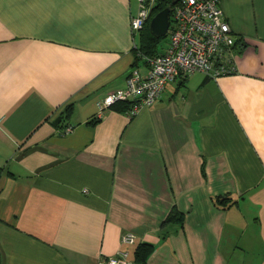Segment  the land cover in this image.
Here are the masks:
<instances>
[{
	"label": "crops",
	"instance_id": "1",
	"mask_svg": "<svg viewBox=\"0 0 264 264\" xmlns=\"http://www.w3.org/2000/svg\"><path fill=\"white\" fill-rule=\"evenodd\" d=\"M219 8L231 74L96 117L146 71L136 0H0V264L133 261L138 244L152 247L145 264H264V0ZM222 196L235 204L213 205ZM171 209L180 224H163Z\"/></svg>",
	"mask_w": 264,
	"mask_h": 264
},
{
	"label": "built area",
	"instance_id": "2",
	"mask_svg": "<svg viewBox=\"0 0 264 264\" xmlns=\"http://www.w3.org/2000/svg\"><path fill=\"white\" fill-rule=\"evenodd\" d=\"M153 0H136V11L129 19V32L134 39L148 16ZM220 0H178L168 25L165 50L152 58H141L146 71L139 74L131 69L120 89L106 94L97 104L96 117L116 103L130 102L126 115H133L139 107L151 105L167 83L192 74L209 79L233 72L231 61L225 59L233 45L229 28L222 18ZM139 57V55H136ZM71 127H64L63 134ZM134 237L123 234L122 245H132ZM104 264H139L128 259L125 250H118L106 258Z\"/></svg>",
	"mask_w": 264,
	"mask_h": 264
},
{
	"label": "trees",
	"instance_id": "3",
	"mask_svg": "<svg viewBox=\"0 0 264 264\" xmlns=\"http://www.w3.org/2000/svg\"><path fill=\"white\" fill-rule=\"evenodd\" d=\"M170 0H153L151 7L148 12V16L146 20L143 23V26L141 30L137 33L136 36V45L134 46V52L136 53V60H141V58H152L154 56H157L160 53V47L158 45L160 40L166 39L168 42V33H166L165 36L159 37L158 39L153 38L147 29V25L149 20L159 11L162 9L169 7V16H168V22L170 23V16H171V11L174 7L169 6ZM234 45H232L233 47ZM159 47V48H158ZM231 47V48H232ZM144 64V63H143ZM131 107L130 102H123V103H116L112 106H110L108 109L117 112V113H126L129 111ZM70 112V107H67L64 109L62 115L57 118L58 120L55 121L56 126L58 125L61 120L64 118L66 119L67 116L69 115ZM97 122V120H91L87 124L88 125H94ZM63 129V128H62ZM2 173V170L0 169V175ZM213 205L218 206L220 208H228L232 205L235 204V201H232L226 196L222 197H214L211 199ZM182 216L180 213H178L175 209H171L166 218L163 221V224H171V223H181ZM152 252V247L148 244H138L135 246L133 252H132V259L134 262L139 263V264H145L147 257L150 255Z\"/></svg>",
	"mask_w": 264,
	"mask_h": 264
},
{
	"label": "water",
	"instance_id": "4",
	"mask_svg": "<svg viewBox=\"0 0 264 264\" xmlns=\"http://www.w3.org/2000/svg\"><path fill=\"white\" fill-rule=\"evenodd\" d=\"M178 0H170L169 6H173ZM169 7H166L156 13L148 22L147 29L149 34L158 39L165 36L168 30Z\"/></svg>",
	"mask_w": 264,
	"mask_h": 264
},
{
	"label": "rangeland",
	"instance_id": "5",
	"mask_svg": "<svg viewBox=\"0 0 264 264\" xmlns=\"http://www.w3.org/2000/svg\"><path fill=\"white\" fill-rule=\"evenodd\" d=\"M166 43V39H163V40H160L159 41V43H158V45H159V47H162L164 44ZM158 47V48H159ZM243 208V211H244V206L242 207ZM243 214V213H242ZM244 215V217H245V219H246V221L248 220V214L247 213H244L243 214ZM246 226H248V223L246 222ZM244 240V239H243Z\"/></svg>",
	"mask_w": 264,
	"mask_h": 264
}]
</instances>
